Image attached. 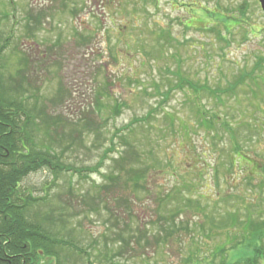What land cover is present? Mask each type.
Wrapping results in <instances>:
<instances>
[{"label": "rangeland", "instance_id": "1", "mask_svg": "<svg viewBox=\"0 0 264 264\" xmlns=\"http://www.w3.org/2000/svg\"><path fill=\"white\" fill-rule=\"evenodd\" d=\"M10 1L0 0L4 90L61 117L58 161L87 175L57 179L43 169L23 183L47 200V229L89 253L63 251L61 264H189L199 250L231 247L230 230L221 228L230 214L240 222L264 219V194L257 199L248 183L255 166L239 177L231 167L236 145L212 120L226 118L243 152L264 162V12L257 0ZM20 59L28 61L23 82ZM249 73L255 79L235 96L210 92L228 91ZM188 82L207 91L196 95ZM127 156L133 162L125 168L145 173V186L120 189L110 201L98 188L111 184L106 177ZM172 222L184 231L168 240L163 229Z\"/></svg>", "mask_w": 264, "mask_h": 264}, {"label": "trees", "instance_id": "2", "mask_svg": "<svg viewBox=\"0 0 264 264\" xmlns=\"http://www.w3.org/2000/svg\"><path fill=\"white\" fill-rule=\"evenodd\" d=\"M9 5H14L12 0ZM6 16L8 17L9 14ZM28 17L30 18L28 20L36 22V27L40 25V19L37 16L33 17L30 14ZM27 27H30V25L27 24ZM10 40V38H7L6 43ZM7 47H1L0 50H5ZM2 52L4 51H0V264H39L41 259L44 260V258L56 260V264H61L63 251H72L75 255H79L78 257L81 256L80 258H87L89 253L83 251L72 242L63 240L58 234L53 233L52 230L47 229L45 220L48 217H42L43 210L41 208V206L46 204L45 201L47 200L36 197L33 192L26 190L25 186L23 187L26 178L43 169L52 171L57 179L64 174L74 176L72 172L84 179L86 170L72 169V167L63 165L61 161H58L59 157L54 152L53 146L61 144L62 134L59 135L58 133V128L63 124L61 117L48 114L45 111L46 107L42 108L41 111L36 108L33 110L28 107L26 99L23 97L19 98L18 95L10 97L9 93L11 91L6 93L1 75L3 70L1 63V59L3 60V57H1ZM19 62L21 63H19V71L16 77L23 82L25 80V68H22L21 65L24 64L26 67L28 61L20 59ZM253 74L249 73L240 77L241 81L237 82L228 91L214 92L210 89V92L214 96L226 94L235 96L236 88L244 85L247 79H255ZM14 80L16 78L11 77L10 81L13 82ZM180 81L186 82L183 79H180ZM182 85L179 84L177 88L184 89V87H181ZM188 85L196 95L201 90L207 91V86L204 85L199 87L198 84L191 82H188ZM21 89L25 90L21 86L17 90L14 89V91L20 93L22 92ZM167 96H169V93ZM261 96H264V93ZM193 105L198 106L199 104ZM118 106L119 104H116L115 110L117 112L119 111ZM204 116V113L200 114V118ZM209 119L211 118L206 117L207 121ZM212 120H214V124L217 122L219 129L229 133L231 141L236 145L233 153L235 160L231 162V167L238 169L239 177L247 176V167L255 166L256 173L251 175L252 177L249 175L250 182L248 183L253 191L259 190L257 199H260L264 194V162H261L258 155L252 158L247 155L248 153L245 154L243 152V148L239 143L237 144V139L234 136L235 131L226 118L217 116L216 119ZM88 121L86 127L90 129L93 126V120L89 118ZM146 121L148 120H143V122ZM133 125L132 123L124 130L130 131ZM36 128H39L42 132L41 134L44 135L36 136L34 131ZM129 157L134 159L132 152ZM132 159L129 162L128 156L120 158L114 171L106 177L111 184L105 185L103 188L97 187L105 193L108 192L110 201L117 202L119 194L124 192L123 188L131 189L132 191L144 188L143 179L145 178V173L137 171L134 173L125 168V165L133 162ZM85 176L87 177V175ZM256 179H260V182H254ZM97 199L103 201L101 197H97ZM83 202L86 204L85 201ZM123 202L127 205L129 211L132 212L133 209L130 207V203L128 204L127 200H123ZM61 223L63 226L67 223L64 215ZM176 225L175 222H172L170 228L163 229V232L169 231V237L166 239H172L174 237L172 232L176 229L184 231V228H177ZM221 228L230 230L231 247H221L209 254L199 250L197 253L201 256L193 260L190 259L189 264H216V260L220 261V264H226L227 259L232 257L235 261L233 264H264V219L240 222L237 214H230L227 217V224ZM210 255L212 258H209ZM88 264L94 263L89 261ZM111 264L120 263L113 262Z\"/></svg>", "mask_w": 264, "mask_h": 264}, {"label": "water", "instance_id": "3", "mask_svg": "<svg viewBox=\"0 0 264 264\" xmlns=\"http://www.w3.org/2000/svg\"><path fill=\"white\" fill-rule=\"evenodd\" d=\"M262 11L264 12V0H258Z\"/></svg>", "mask_w": 264, "mask_h": 264}]
</instances>
